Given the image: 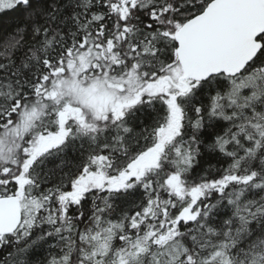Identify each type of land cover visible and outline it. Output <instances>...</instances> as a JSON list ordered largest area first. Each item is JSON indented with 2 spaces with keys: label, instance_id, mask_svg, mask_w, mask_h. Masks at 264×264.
I'll return each mask as SVG.
<instances>
[{
  "label": "snow or ice",
  "instance_id": "obj_1",
  "mask_svg": "<svg viewBox=\"0 0 264 264\" xmlns=\"http://www.w3.org/2000/svg\"><path fill=\"white\" fill-rule=\"evenodd\" d=\"M0 264H264V0H0Z\"/></svg>",
  "mask_w": 264,
  "mask_h": 264
}]
</instances>
